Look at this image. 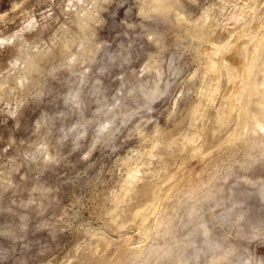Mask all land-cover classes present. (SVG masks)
I'll use <instances>...</instances> for the list:
<instances>
[{
    "label": "rangeland",
    "instance_id": "rangeland-1",
    "mask_svg": "<svg viewBox=\"0 0 264 264\" xmlns=\"http://www.w3.org/2000/svg\"><path fill=\"white\" fill-rule=\"evenodd\" d=\"M0 264H264V0H0Z\"/></svg>",
    "mask_w": 264,
    "mask_h": 264
},
{
    "label": "bare ground",
    "instance_id": "bare-ground-1",
    "mask_svg": "<svg viewBox=\"0 0 264 264\" xmlns=\"http://www.w3.org/2000/svg\"><path fill=\"white\" fill-rule=\"evenodd\" d=\"M236 89V88H235Z\"/></svg>",
    "mask_w": 264,
    "mask_h": 264
}]
</instances>
